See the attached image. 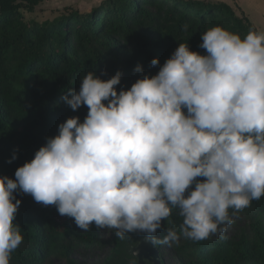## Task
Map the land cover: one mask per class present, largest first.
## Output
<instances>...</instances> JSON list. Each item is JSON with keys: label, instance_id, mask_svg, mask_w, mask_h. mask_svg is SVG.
Masks as SVG:
<instances>
[{"label": "clouds", "instance_id": "clouds-1", "mask_svg": "<svg viewBox=\"0 0 264 264\" xmlns=\"http://www.w3.org/2000/svg\"><path fill=\"white\" fill-rule=\"evenodd\" d=\"M201 40L206 54L180 43L130 88L117 89L120 71L106 80L89 71L79 91L68 90L73 111L88 108L83 122L67 118L14 179L0 176V264L24 239L16 190L82 230L94 223L119 239L142 232L169 246L223 233L264 197V32L216 25ZM174 209L179 231L156 238Z\"/></svg>", "mask_w": 264, "mask_h": 264}, {"label": "trees", "instance_id": "trees-1", "mask_svg": "<svg viewBox=\"0 0 264 264\" xmlns=\"http://www.w3.org/2000/svg\"><path fill=\"white\" fill-rule=\"evenodd\" d=\"M42 1L0 0V176L13 179L17 168L58 134L60 123L72 116L83 122L87 106L73 111L62 97L69 89L79 91L89 71L105 80L120 71L116 87L127 89L142 76L155 75L180 43L206 54L200 48L201 36L212 26L241 36L250 29L259 31L243 11L205 0H104L85 13L72 9L43 23L26 20L22 11L32 12ZM101 44L124 59L115 54L117 61L109 65ZM157 57L160 63L152 66ZM137 65L142 72L135 71ZM14 196L21 201L15 220L24 239L11 257L19 264H44L56 254L69 255L76 243L91 246L98 241L100 229L94 223L82 230L55 206L37 203L19 190ZM239 213L256 216L239 238L189 239L187 246L179 247L181 264H264V197ZM182 221L174 209L157 231L159 238L168 227L179 231ZM141 235L116 236L100 264H138L130 249ZM161 264H166L163 259Z\"/></svg>", "mask_w": 264, "mask_h": 264}, {"label": "rangeland", "instance_id": "rangeland-1", "mask_svg": "<svg viewBox=\"0 0 264 264\" xmlns=\"http://www.w3.org/2000/svg\"><path fill=\"white\" fill-rule=\"evenodd\" d=\"M104 0H44L37 5L34 11L29 12L23 10V14L26 20L37 21L40 23L51 21L67 10H79L82 13L89 11L94 5L101 3ZM252 0H249V2ZM256 7V6H255ZM259 10H263L260 9ZM104 55L107 57V63L109 65L115 64L117 58L124 59V55L119 53L116 49H109L107 45H99ZM110 50L112 53H110ZM158 73V72H157ZM156 73V74H157ZM256 216L252 213L249 216H244L238 213L234 220V223L229 225L223 233H217L210 236L207 239L220 240L226 238H239L244 228L250 227L255 222ZM223 227V226H221ZM115 230L113 229H100L98 241L94 245H85L82 243H76L75 248L69 253V255H63L61 253L52 256L44 264H100L106 257L109 256L113 247V240L116 237ZM141 234H146L139 232ZM156 238L160 237L157 232ZM189 239L181 237L179 244H173L171 246L160 244L159 253L161 258L166 264H181L183 259L181 258L180 246H187ZM78 242V241H77ZM10 264H19L14 258L11 257ZM248 264V263H246Z\"/></svg>", "mask_w": 264, "mask_h": 264}, {"label": "crops", "instance_id": "crops-1", "mask_svg": "<svg viewBox=\"0 0 264 264\" xmlns=\"http://www.w3.org/2000/svg\"><path fill=\"white\" fill-rule=\"evenodd\" d=\"M212 2H226L234 7L237 13L243 11L255 24L259 31L264 32V0H205ZM256 6V7H255ZM263 9V10H259Z\"/></svg>", "mask_w": 264, "mask_h": 264}, {"label": "water", "instance_id": "water-1", "mask_svg": "<svg viewBox=\"0 0 264 264\" xmlns=\"http://www.w3.org/2000/svg\"><path fill=\"white\" fill-rule=\"evenodd\" d=\"M130 254L136 257L138 264H161L162 259L159 253L158 244L153 243V238L142 234L137 245L130 249Z\"/></svg>", "mask_w": 264, "mask_h": 264}]
</instances>
